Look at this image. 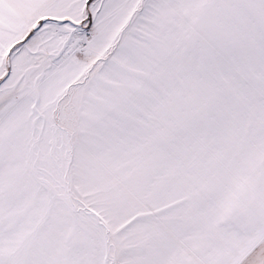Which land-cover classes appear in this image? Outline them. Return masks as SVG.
<instances>
[{
  "label": "snow or ice",
  "instance_id": "snow-or-ice-1",
  "mask_svg": "<svg viewBox=\"0 0 264 264\" xmlns=\"http://www.w3.org/2000/svg\"><path fill=\"white\" fill-rule=\"evenodd\" d=\"M0 264H264V0H0Z\"/></svg>",
  "mask_w": 264,
  "mask_h": 264
}]
</instances>
